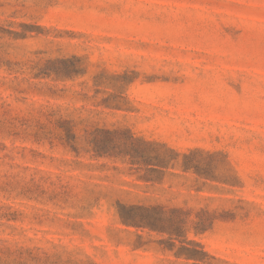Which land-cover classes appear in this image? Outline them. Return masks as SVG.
Instances as JSON below:
<instances>
[{
  "label": "rangeland",
  "instance_id": "374dc122",
  "mask_svg": "<svg viewBox=\"0 0 264 264\" xmlns=\"http://www.w3.org/2000/svg\"><path fill=\"white\" fill-rule=\"evenodd\" d=\"M0 264H264V0H0Z\"/></svg>",
  "mask_w": 264,
  "mask_h": 264
},
{
  "label": "trees",
  "instance_id": "16d2710c",
  "mask_svg": "<svg viewBox=\"0 0 264 264\" xmlns=\"http://www.w3.org/2000/svg\"><path fill=\"white\" fill-rule=\"evenodd\" d=\"M121 132L126 134L127 139L119 143L117 146L113 144V141H111V139L106 137L104 139L101 136L102 134H105L106 136H116L122 134ZM137 142H140V140L136 139L129 130H114V131L97 130L93 135V147L95 152L100 156L115 155L117 157H122L123 159L127 160L129 164L133 166H138V168H146L147 170H151V171H158V169L165 168L169 165V162L163 160L161 157L159 156L155 157L150 155L148 149L139 148ZM162 147H166V146L162 145ZM176 156H179V154H176ZM188 156L185 155L184 157L188 158ZM185 169L186 170L195 169L198 171V167L196 166L186 167ZM193 246L195 248L192 249L193 254H189V258L195 261H202L204 258L201 257L200 255H207V254L203 251L201 245L193 244Z\"/></svg>",
  "mask_w": 264,
  "mask_h": 264
}]
</instances>
